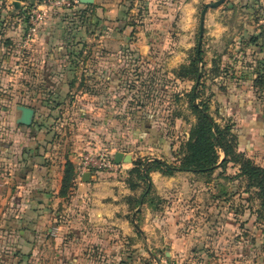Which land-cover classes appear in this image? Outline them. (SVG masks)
Segmentation results:
<instances>
[{
	"label": "rangeland",
	"instance_id": "obj_1",
	"mask_svg": "<svg viewBox=\"0 0 264 264\" xmlns=\"http://www.w3.org/2000/svg\"><path fill=\"white\" fill-rule=\"evenodd\" d=\"M11 1L0 0V39H3L0 43V118L5 117L8 123L10 121L11 127L18 103L32 105V101L37 99L36 107H33L37 114L45 116V113H50L48 109L51 103L44 100L50 99L49 95L53 93L40 88L41 77L31 74L41 63L36 55H39V51L30 45V59L23 54V47H11V38H8L10 43L5 41V36L10 37L11 33L19 35L22 42L27 38L29 11L34 6L45 10L38 28L40 30L47 24L44 33L52 38L51 43L69 40L70 45L78 37L86 35L88 30L96 36L91 37L87 50L91 52L90 57L94 55L96 60L105 50L100 44L98 46V37L118 31L115 27L119 18L122 19L121 25L127 26L120 31L128 42L122 50L110 45L106 48L111 53H125V61L115 62L116 65L124 62L119 66H122L125 76L115 83L111 91V87L103 83L96 86L95 111L98 113L92 115L98 119L95 131L99 136L92 148L102 147L109 151L124 149L135 158L132 163L115 167L107 173L112 179L125 182L132 179L138 183L137 175L130 173L136 160L150 163L159 157L162 161L177 163L179 150L186 142L190 128L196 123L191 107L192 93L198 96L194 104H207L214 118L217 111L224 112L225 108L229 111L230 102L237 96L240 99L256 98L264 104V86L255 82L259 71L264 72L263 0H226L218 7L208 8L200 48L202 56L197 63L201 75L198 84L194 77L176 79L173 72L174 69L178 72L183 66H189L197 57L201 12L207 3L216 0H96L98 6L104 8L95 11L80 8V0L70 7L54 5L55 0H36L33 4L21 3V13L14 11ZM172 4L176 6L173 13L168 11ZM187 6L191 8L189 11ZM111 7H115L114 12H108L113 9ZM165 21L170 24L164 26ZM38 36L39 33L36 35L39 40ZM142 47L145 48L142 50ZM228 171L233 173L231 169ZM215 178L203 177L196 184L195 196L203 197L201 193L204 192H199V187ZM193 179L197 181L196 177ZM221 179L223 195L216 193L224 197L223 204L216 202L213 198L215 192L210 190L201 204V200L195 196L180 202L169 193L161 197L152 188L140 209L136 211L129 205L130 217L133 213L143 216L140 227L151 226V216L146 215L153 210L162 215L174 211L177 230L174 236H150L149 241L139 236L143 240V250L130 248L124 252L123 259L132 260V264H200L201 209L207 207L206 211L210 213L222 206L226 214L239 212L246 216L249 210L254 213L258 209L253 190H247L243 181L231 180L226 175ZM140 186L135 191L131 190L135 193L132 198L142 193L145 185ZM255 223L261 228L264 225L260 220ZM214 256L215 252L208 253L212 260Z\"/></svg>",
	"mask_w": 264,
	"mask_h": 264
},
{
	"label": "crops",
	"instance_id": "obj_2",
	"mask_svg": "<svg viewBox=\"0 0 264 264\" xmlns=\"http://www.w3.org/2000/svg\"><path fill=\"white\" fill-rule=\"evenodd\" d=\"M15 1L19 2L18 6ZM11 2L14 11L19 10L17 13L22 9L21 3H25L20 0ZM98 5L96 0L91 3L80 0L79 4L85 11H95L100 8ZM103 8L101 6L100 9ZM114 8L108 12H114ZM187 8L188 11L191 9ZM168 9L171 13L175 12V4ZM121 20L118 19V26L115 27L118 31L98 37V46L106 50L98 60L94 55L90 57L91 52L87 51L91 37H96L89 30L86 35L71 42L72 46L68 44L69 40L51 43L52 38L44 33L47 24L40 30L37 28L34 36L25 38L23 42L15 33L5 36L8 43V38H11V47H23V54L29 58L32 56L30 45L39 51L36 55L41 63L31 74L40 76L43 84L39 85L40 88L53 94L49 95V115L39 116L35 108L30 125L17 122L20 111L16 107H36L35 100L32 101L33 106L26 102L16 104L12 127L5 117L0 118V264H132V260L123 259L124 252L130 248L143 250V240L139 236L149 241L150 236L170 237L176 233L174 211L162 215L153 210L146 215L151 216V226L140 227L143 216L139 213L129 215V197L135 193L125 181L108 175L91 174L90 180L84 181L78 178L75 171L74 184L68 194L63 196L60 193L65 164L71 162L75 168L81 154L90 150L99 137L95 131L98 119L92 117L98 113L95 111L96 86L103 83L108 88L110 86L111 91L115 83L125 76L122 66H119L124 62L115 63L122 59L125 61V53H111L106 49L110 45L122 50L123 45L128 43L120 32L127 27L121 25ZM165 22L164 26L170 24ZM92 24L95 27L94 20ZM2 40L1 37L0 43ZM61 47L65 49L60 51ZM173 76L178 79L175 69ZM78 95L81 98H77ZM263 105L256 98L240 99L237 96L230 102L229 111L226 108L224 112L217 111L215 117L218 123L231 120L235 124L238 150L261 167H264ZM118 151L129 154L124 149L112 150L114 155ZM129 155L135 160L132 154ZM152 160L161 159L156 157ZM125 164L123 162L117 167H124ZM230 169L233 173L228 171ZM238 172L239 167L233 164L228 165L226 172L216 169L213 173L216 178L199 187V192H204L201 193L203 197L195 196L196 184L203 179L201 175L177 172L173 176H164L159 171H153L150 176L158 196L164 197L165 193H169L179 202L195 196L202 204L206 192L210 190L215 192L213 198L216 202L223 204L224 197L217 195L224 192L221 178ZM195 177L197 181L193 179ZM206 208L200 213L203 220L199 228L200 264H264V225L261 228L255 223L258 220L264 223V219L259 217L257 210L254 213L249 210L246 216L239 212L226 214L222 206L210 213ZM210 251L215 252L214 260L208 257Z\"/></svg>",
	"mask_w": 264,
	"mask_h": 264
},
{
	"label": "trees",
	"instance_id": "obj_3",
	"mask_svg": "<svg viewBox=\"0 0 264 264\" xmlns=\"http://www.w3.org/2000/svg\"><path fill=\"white\" fill-rule=\"evenodd\" d=\"M20 1L33 4L36 0ZM15 11L19 10L15 9ZM21 12L22 9H20L19 13ZM64 49V47H61L60 51ZM196 56L189 66H183L180 71L176 72V75L188 79L194 77L198 84L201 75L198 71L197 63L201 61V49L197 48ZM255 82L257 85L264 86V72L260 73L259 71ZM78 97L81 98L80 95ZM190 97L192 100L191 107L196 116V123L190 128L187 140L179 150L177 163H168L162 160H153L150 163H145L142 160L134 161L130 173L137 175L138 183L132 179H128L126 182L133 191L141 187L140 184H144L145 187L137 197H129V205H131L132 209H136L142 206L151 194L153 188L149 175L151 171H159L166 176H173L177 172H191L203 177H211L216 169L221 168L222 172H226L228 165L233 164L239 167V172L233 176H228V178L231 180L241 179L244 181L247 190H253L254 200L258 202V215L260 218H264V167L259 166L246 153L238 150L239 138L235 130V124L231 120H226L223 124L218 123L211 115L207 104L197 106L194 104V99L198 98V96L192 93ZM34 100L37 102V99ZM47 100L49 101L50 99L44 101ZM221 153L223 154L222 157ZM145 165H147L146 169H144ZM107 173L106 171L98 170L93 174L104 177ZM74 179V165L71 162H67L65 164L61 195L65 196L68 194L74 184Z\"/></svg>",
	"mask_w": 264,
	"mask_h": 264
},
{
	"label": "built area",
	"instance_id": "obj_4",
	"mask_svg": "<svg viewBox=\"0 0 264 264\" xmlns=\"http://www.w3.org/2000/svg\"><path fill=\"white\" fill-rule=\"evenodd\" d=\"M79 0H55L54 5L70 7L72 3H77ZM45 10L42 7L34 6L29 11V28L27 32V39H31L38 25L43 21ZM118 164L114 162V153L106 148L94 147L81 154L75 167L76 174L81 180L86 172L93 174L96 171L110 172Z\"/></svg>",
	"mask_w": 264,
	"mask_h": 264
},
{
	"label": "water",
	"instance_id": "obj_5",
	"mask_svg": "<svg viewBox=\"0 0 264 264\" xmlns=\"http://www.w3.org/2000/svg\"><path fill=\"white\" fill-rule=\"evenodd\" d=\"M85 3H91L93 2V0H81ZM226 0H216L212 3H207L204 6V9L201 12V19H200V35H199V43H198V48H201V43H202V39H203V34H204V22H205V15L207 13L208 8H215L218 7L220 5H222ZM14 4L16 6H18L19 2L15 1ZM17 110L20 111V117L17 120L18 123L24 124V125H30L33 121V117L35 114V109L33 107L30 106H24V105H18ZM114 162L116 164H121V163H132L133 162V158L131 155L129 154H124L123 152H116L114 155ZM91 177V173L90 172H86L83 174L82 179L84 181H89Z\"/></svg>",
	"mask_w": 264,
	"mask_h": 264
}]
</instances>
